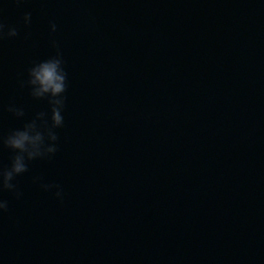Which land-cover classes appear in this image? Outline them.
Here are the masks:
<instances>
[{"label": "water", "instance_id": "1", "mask_svg": "<svg viewBox=\"0 0 264 264\" xmlns=\"http://www.w3.org/2000/svg\"><path fill=\"white\" fill-rule=\"evenodd\" d=\"M0 9L20 32L0 41V135L51 122L21 87L55 54L51 23L68 73L56 155L17 178L21 199L3 194L0 264H264V0Z\"/></svg>", "mask_w": 264, "mask_h": 264}, {"label": "clouds", "instance_id": "2", "mask_svg": "<svg viewBox=\"0 0 264 264\" xmlns=\"http://www.w3.org/2000/svg\"><path fill=\"white\" fill-rule=\"evenodd\" d=\"M17 4L24 0H15ZM3 10L0 9V16ZM25 26H30L32 14L28 12L23 17ZM51 45L55 54L48 59L35 62L28 70L27 81L21 82V87H27L34 100H46L50 106L51 122L47 112H39L27 122L22 129H16L5 137L0 135V149H8L13 154L10 166L0 165V220L9 212V201L4 193L12 194L17 200L23 193L19 190L16 180L29 172V163L51 159L58 151L59 136L57 130L64 127L63 112L66 105L68 73L65 70V60L58 41L55 39L57 25L50 24ZM20 34L18 27L7 26L0 19V41L12 39ZM7 111L16 118H23L22 108L9 105ZM34 183H39L45 192H53L57 200L63 203L64 190L59 184L44 183L41 177H35Z\"/></svg>", "mask_w": 264, "mask_h": 264}]
</instances>
